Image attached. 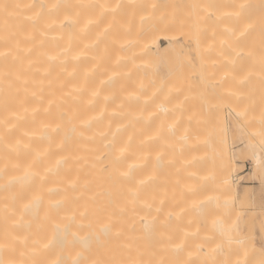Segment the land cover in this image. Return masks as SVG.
<instances>
[{"label": "bare ground", "instance_id": "1", "mask_svg": "<svg viewBox=\"0 0 264 264\" xmlns=\"http://www.w3.org/2000/svg\"><path fill=\"white\" fill-rule=\"evenodd\" d=\"M263 89L264 0H0V264H264Z\"/></svg>", "mask_w": 264, "mask_h": 264}, {"label": "rangeland", "instance_id": "2", "mask_svg": "<svg viewBox=\"0 0 264 264\" xmlns=\"http://www.w3.org/2000/svg\"><path fill=\"white\" fill-rule=\"evenodd\" d=\"M262 104H264V99H261L260 96L254 103V106H256L255 115L256 114L258 115V111H261L259 112V115L261 116L258 115L260 119L261 117H263L264 119V113H263L264 106ZM225 107H223L222 110V113L224 114L223 115L224 123L226 125L225 138L223 144L226 146L229 152L233 154L235 153L237 155L234 171L230 172L229 176L232 178L233 184H235L236 187L238 188L239 197L240 198L242 197L241 199L243 201V204L246 206L247 209V215L251 213L254 219L252 228L249 231V233L252 234L254 240V241L252 240V242L256 248H258L261 251H264V243L262 240L263 238L261 237L262 231H264V167L262 168V170H258L254 172L252 166V156H251L256 151H259L260 153L261 151L258 150L257 145L259 144L256 138L251 137L252 138L251 140L256 145L253 144L252 145L253 147L252 146L247 147L246 137L243 134H239V133L237 134L236 132H234V130L229 129V127L232 126L231 123L234 121L233 120L234 118L232 112L229 111V108L226 107L227 108L226 109ZM230 116L233 119L230 118ZM229 120L231 123H229ZM257 126L260 129L262 128V130L259 129V133L260 131H263V133L261 132L259 134L262 136L264 134V120H262Z\"/></svg>", "mask_w": 264, "mask_h": 264}]
</instances>
